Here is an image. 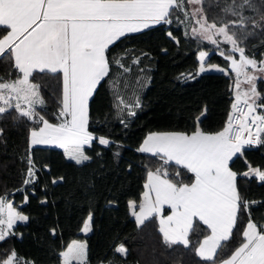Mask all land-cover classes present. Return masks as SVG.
Wrapping results in <instances>:
<instances>
[{
  "label": "trees",
  "instance_id": "1",
  "mask_svg": "<svg viewBox=\"0 0 264 264\" xmlns=\"http://www.w3.org/2000/svg\"><path fill=\"white\" fill-rule=\"evenodd\" d=\"M240 3L203 0L202 10L208 22L226 24L239 19L226 9L239 12ZM250 4L242 13L248 17L245 26H234L245 54L260 61L264 60V0H250ZM187 8L188 0H183L182 8L173 9L171 23L126 34L106 50L109 73L89 101L87 127L95 136L84 146L89 160L77 164L60 149L30 148L28 134L38 122L20 117L12 108L0 114V197L11 199L13 207L28 217L0 241V260L14 250L18 260L60 264L62 250L78 239L87 246V264H213L196 255L199 242L209 233L201 222L193 223L188 246L169 247L155 217L137 227L129 212V201H140L149 170L162 168L170 179L183 183L193 178L183 167L138 151L143 138L159 131L191 133L197 126L207 133L218 132L225 126L234 101L235 78L225 58L228 52L218 54L215 46L190 33V21L180 12ZM253 20L260 26L254 27ZM5 31L0 27V36ZM199 50L208 52L207 64H217L226 71L198 73ZM17 75L7 56L0 59V77L14 80ZM32 80L41 86L44 100L43 106L36 107L37 112L58 123L61 75L37 71ZM256 88L260 93L257 103L264 104V80L257 81ZM119 98L133 104L135 115L119 104ZM137 100L139 107L135 106ZM98 137L110 143L102 145ZM29 157L35 179L25 184ZM229 166L238 173L237 188L249 207L239 213L232 236L222 243L214 264L240 244L249 216L258 226L264 225V181L243 175L249 167L264 171V143L244 146ZM89 214L91 229L82 234ZM120 244L127 255L115 252Z\"/></svg>",
  "mask_w": 264,
  "mask_h": 264
},
{
  "label": "snow or ice",
  "instance_id": "2",
  "mask_svg": "<svg viewBox=\"0 0 264 264\" xmlns=\"http://www.w3.org/2000/svg\"><path fill=\"white\" fill-rule=\"evenodd\" d=\"M188 2L200 4L201 0ZM182 6L183 0H0V26L7 29V34L0 38V59L7 56L18 73L14 80L0 77V114L14 107L20 117L38 121V129L30 132V148L57 145L77 164L89 160L84 152V146L94 139L87 127L89 98L109 73L106 50L126 34L140 32L150 25L171 23L169 17L173 9ZM250 7V0H241L239 12L232 7L226 9L239 19L220 25L208 22L200 8L192 13L198 25L192 29L194 36L214 45L222 38L232 46L230 53L239 54L238 59L231 54L225 56L236 76L232 112L223 129L215 133H206L197 126L191 134H148L138 151L159 156L165 164L175 161L194 178L190 183H183L170 179L162 168L149 170L139 210L134 201H129L137 227L150 217H159V232L169 247L188 246L193 220L198 218L210 234L200 241L196 255L213 264L222 243L231 238L239 213L249 207V203L241 199L236 183L238 173L231 170L229 162L244 146L264 143V112H257L264 104L257 103L260 93L256 88L257 75L264 74V60L257 61L246 55L235 33L229 32L230 25L245 26L248 17L242 13ZM252 24L260 26L256 20ZM220 54L225 55L223 51ZM207 55L204 51L199 53L201 72L206 70L203 62ZM116 63L119 64V60ZM37 71L62 73L58 123H50L36 111V105H44L41 86L32 80ZM242 83L248 85L246 90L241 91ZM119 104L128 108L130 115H135L132 106L126 105L123 99ZM135 106L139 107L138 100ZM99 143L108 145L110 141L100 137ZM28 164L29 179L24 180L25 184L35 179L31 157ZM243 175H255L264 181V171L260 169L249 167ZM164 205L170 206L171 215H162ZM27 219L6 197H0V241L13 234L17 221ZM90 222L91 214L84 221L82 231L90 230ZM242 237L239 246L221 264H264V225L258 226L249 216ZM86 248L85 243L72 241L60 253L63 264L73 261L87 264ZM115 252L127 255L123 244L117 246ZM16 260L13 250L0 264H15Z\"/></svg>",
  "mask_w": 264,
  "mask_h": 264
},
{
  "label": "crops",
  "instance_id": "3",
  "mask_svg": "<svg viewBox=\"0 0 264 264\" xmlns=\"http://www.w3.org/2000/svg\"><path fill=\"white\" fill-rule=\"evenodd\" d=\"M156 25V24H155ZM151 26H154V25H150L149 27H151ZM0 27H4L5 29H6V26H0ZM143 30V29H142ZM7 34V29H6V31H5V33L3 34V35H1L0 36V38H2L4 35H6ZM129 34H131V33H129ZM201 51H204V50H199L198 52H197V59H198V68H197V72L198 73H202L201 71H200V66H201V61L199 60V53L201 52ZM204 52H206V51H204ZM206 53H208V52H206ZM217 53L218 54H220V51H217ZM223 56H225V55H223ZM206 58H207V56L205 57V61H206ZM237 59L239 58V56L238 57H236ZM203 62L204 63V67H205V71H203V72H210V71H213V72H225L226 70L224 69V68H222L221 67V69L223 70V71H221V69L219 68V69H215V67L212 65V64H207L206 62ZM228 63H229V61H228ZM228 68H229V70L232 72V70H231V68L229 67V65H228ZM251 71V70H250ZM39 72V71H38ZM233 73V72H232ZM234 74V78H235V81H236V76H235V73H233ZM61 75V78H62V87H63V77H62V73L60 74ZM241 80H243V77H241ZM259 80H262L261 79V75L260 74H258L257 75V81H259ZM235 81H234V86H233V99H234V101H235V96H236V91H237V89H236V87H235ZM257 81H256V83H257ZM248 88V85L247 84H241V91H243V90H246ZM94 91H95V89H94ZM93 91V92H94ZM263 95H264V93H263ZM61 96H62V90H61ZM91 98V97H90ZM90 98H89V101H90ZM39 105H36V107H38ZM38 122V121H37ZM50 123H52V122H50ZM40 125H39V123H38V126L37 127H35L36 129H38V127H39ZM88 126V125H87ZM34 128H32V129H30V131H29V134H28V144H29V137H30V132L33 130ZM159 132H179V131H159ZM91 133V132H90ZM151 133H153V132H151ZM192 133V132H191ZM191 133H187V134H191ZM207 133V132H206ZM92 134V133H91ZM148 134H150V133H148ZM148 134L143 138V140L148 136ZM93 135V134H92ZM93 137H94V139H95V136L93 135ZM99 138L100 137H98V141H99ZM93 139V140H94ZM143 140H142V142L140 143V145L143 143ZM140 145H139V147H140ZM85 146H87V145H85ZM33 147H48V148H56V149H60V150H62L63 152H64V150L62 149V148H60L59 146H57V145H34V146H31V148H33ZM139 149V148H138ZM143 153H145V152H143ZM145 154H148V155H151V156H155V155H153L152 153H145ZM155 157H158V158H160L159 156H155ZM235 157V156H234ZM233 157V158H234ZM68 158V157H67ZM232 158V159H233ZM70 159V158H69ZM161 159V158H160ZM72 160V159H71ZM74 161V160H73ZM168 163H172V164H174V165H176V166H179V167H182L181 165H177L176 163H175V161H170V162H168ZM229 164H230V162H229ZM230 167V166H229ZM232 170V169H231ZM153 171H155V170H153ZM233 171V170H232ZM194 178V177H193ZM147 182V174H146V177H145V181H144V184H143V190H142V193H141V197H142V194L145 192V187H144V185H145V183ZM190 183V182H189ZM7 201H9V202H11L12 203V200L11 199H6ZM140 200H141V198H140ZM139 203H140V201L138 202V203H136V205H137V208H136V210L138 211L139 210V208H138V205H139ZM129 212H130V209H129ZM22 214V213H21ZM24 215V214H23ZM130 215H131V212H130ZM162 215L163 216H168V215H171V208H170V206H168V205H164L163 207H162ZM131 217L134 219V221H135V218L131 215ZM153 217H155L156 218V220H157V223H158V229H159V217H156V216H153ZM89 218V216L86 218V219H88ZM151 218V217H150ZM195 221H198V222H201V221H199L198 220V218H194V220H193V223L195 222ZM19 222H25V221H17L16 222V224L17 223H19ZM136 223V222H135ZM202 223V222H201ZM15 224V225H16ZM203 224V223H202ZM14 225V226H15ZM83 226H84V223H83V225H82V228H81V233L82 234H86V233H88V232H84V231H82V229H83ZM204 226H206V225H204ZM206 228H207V226H206ZM91 229V228H90ZM208 229V228H207ZM208 231H209V233H208V235L210 234V230L208 229ZM162 235V234H161ZM163 237V236H162ZM204 239V238H203ZM202 239V240H203ZM201 240V241H202ZM242 240H243V237L241 238V241H240V243L242 242ZM72 241H79V242H82V243H85L84 241H82V240H78V239H74V240H72ZM72 241H70L69 243H68V245L70 244V243H72ZM200 243V242H199ZM68 245L62 250V251H65L66 249H67V247H68ZM239 246V245H238ZM237 246V247H238ZM197 247H199V244H198V246ZM235 250V249H234ZM233 250V251H234ZM231 255V254H230ZM229 255V256H230ZM228 256V257H229ZM227 257V258H228ZM227 258H225V259H227ZM224 260V259H223ZM223 260H221L220 262H218L217 264H221V262L223 261ZM16 261H18V259L16 260ZM74 262H76V261H73L72 263H74ZM60 264H63V259H62V257H61V263Z\"/></svg>",
  "mask_w": 264,
  "mask_h": 264
},
{
  "label": "rangeland",
  "instance_id": "4",
  "mask_svg": "<svg viewBox=\"0 0 264 264\" xmlns=\"http://www.w3.org/2000/svg\"><path fill=\"white\" fill-rule=\"evenodd\" d=\"M202 1L203 0H201V3L200 4H191V3H189L188 2V8L186 9V10H182V11H180L181 12V14H183L184 15V17H185V21H190V26H189V30H190V33L192 34V29L194 28V27H198V25L196 24V18L195 17H193V15H192V13L194 12V10L196 9V8H200V9H202ZM202 12H203V10H202ZM187 14V15H186ZM197 15H199V14H197ZM203 15H204V13H203ZM227 24V23H226ZM229 32L230 33H235V35H236V39H237V30H236V28H235V26L234 25H230L229 26ZM193 35V34H192ZM194 36V35H193ZM195 37H197V38H199L200 40H203V41H207V40H204V39H202L201 37H199L198 35L197 36H195ZM219 39V44L218 45H214V44H212L211 42H209V41H207V42H209V43H211L213 46H215V48L218 50V51H220V53H221V51H223V52H228V54H231V55H233L235 58L236 57H238L239 56V54L238 53H230V49H231V45L230 44H228V43H225L224 41H223V39L222 38H218ZM238 40V39H237ZM240 42V41H239ZM240 46L241 47H243L242 46V43L240 42ZM214 67H215V69H221V67L219 66V65H217V64H212ZM261 75V79L262 80H264V74H260ZM122 98H119V101L121 100ZM124 100V99H123ZM125 102V101H124ZM125 104L126 105H130V106H132L131 107V109L133 108V104L132 103H129V102H125ZM124 109H126V110H128V108H126V107H124V105H121ZM72 264H77V262H74V263H72Z\"/></svg>",
  "mask_w": 264,
  "mask_h": 264
},
{
  "label": "built area",
  "instance_id": "5",
  "mask_svg": "<svg viewBox=\"0 0 264 264\" xmlns=\"http://www.w3.org/2000/svg\"><path fill=\"white\" fill-rule=\"evenodd\" d=\"M234 102V101H233ZM14 103V102H13ZM233 104V103H232ZM12 109H15L14 107L12 108ZM246 110V109H245ZM37 111V110H36ZM230 112H232V106H231V109H230V111H229V113ZM257 112L258 113H262V112H264V108H260V107H258L257 108ZM228 118H229V114H228V116H227V119H226V122L228 121ZM226 122H225V124H226ZM257 144H254V145H247V146H252V147H254V146H256ZM25 260H23V259H21V260H18V261H16L15 262V264H25ZM28 264H32V263H30V262H28Z\"/></svg>",
  "mask_w": 264,
  "mask_h": 264
}]
</instances>
